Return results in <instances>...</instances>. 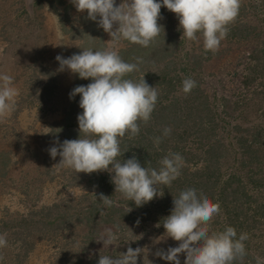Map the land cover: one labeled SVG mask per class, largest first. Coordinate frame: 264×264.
<instances>
[{"label": "trees", "instance_id": "16d2710c", "mask_svg": "<svg viewBox=\"0 0 264 264\" xmlns=\"http://www.w3.org/2000/svg\"><path fill=\"white\" fill-rule=\"evenodd\" d=\"M160 11L161 19L158 23L163 26L164 32L161 31L151 46L162 57H152L158 59L157 65L152 68H142L145 60H149L142 58L139 70L126 77L134 81L144 78L148 85L156 87L158 101L151 120L147 124H140L139 134L121 138L123 155L118 159L123 161L135 155L142 166L158 168L159 160L169 152L179 153L184 161L180 176L170 185H158L162 196L137 207L123 194L115 192V185L111 181L114 173L93 172L88 179L89 183L95 181L98 195L103 193L110 197L113 201L111 206L99 201L98 197L93 203L80 207L65 205L64 212H55L54 215L48 213L44 219H49L48 222L52 225L58 224L59 228L56 229L62 231L63 222L71 223L73 217L82 218L86 221L82 230L92 238L97 237L104 226L116 228L117 236L113 245L91 255L89 262L85 258L87 259L90 247L85 248L77 264H98L100 255L117 257L126 253L129 246L133 249L141 248L137 264H171L155 255L157 250L166 251L169 248L168 244L159 247L160 238L166 237L163 218L171 214L173 198L180 191L195 188L220 205L219 214L210 221L211 232L223 231L231 226L238 236L241 233L248 234L249 238L244 241L247 255L243 261H236L234 264H257V258L264 264V0H241L238 16L228 25L226 37H232L234 40L231 41L239 43V50L236 51L237 57L233 63L235 72L227 78V83L223 82L224 85L219 83L220 78L215 76L217 73L206 69L197 48L186 50L187 54L183 52L181 57H168L173 56L170 53L173 49L185 50L187 38L182 35L176 14L166 7H162ZM248 12H255L260 16L259 25L245 16ZM236 20L237 23H234ZM93 26L94 23L86 26L84 36L88 40L82 47L102 48L103 40L90 38L89 32L93 31ZM197 35V40H203L201 34ZM258 40L261 41L260 45L255 44ZM200 48L204 50L203 43ZM118 52L124 61L137 62L135 56H124V47ZM223 52L229 54L230 50L226 48ZM207 53L209 62H216L221 55L219 50H207ZM207 77L210 83L215 80V84H211L213 92L208 89ZM185 78H192L197 82V86L188 94L182 91V81ZM91 82V79H80L75 74L71 91L76 86ZM227 90H240L241 97L248 100L241 105L255 106L254 102H257L255 109L251 113L248 110H245L246 113L241 112L244 118L242 120L230 117L236 116V113L229 109L233 105L235 107V104L227 94L222 93ZM218 99L225 103L218 104ZM79 100V95L71 99L68 95L66 116L58 130L60 142L79 137L77 116L83 111L79 107ZM253 112L258 114V119L251 118ZM165 127L171 129L170 135L163 137L162 142L156 146L154 138L162 136ZM53 205L60 207L58 203ZM19 221L17 224H22L30 237V227L34 221L26 216H21ZM17 224L14 223V227ZM90 240L91 237L86 242ZM35 244L34 241L29 244L31 251ZM183 255L185 254H180L179 258Z\"/></svg>", "mask_w": 264, "mask_h": 264}, {"label": "clouds", "instance_id": "9594fccd", "mask_svg": "<svg viewBox=\"0 0 264 264\" xmlns=\"http://www.w3.org/2000/svg\"><path fill=\"white\" fill-rule=\"evenodd\" d=\"M77 12H87V18L95 21L111 37L114 43L126 40L130 43L149 47L164 28L158 23L161 8L166 7L179 19L182 35L188 40L203 37L205 50L217 51L221 41L228 34V25L239 14L241 0H71ZM99 18V19H98ZM58 72L65 70L78 74L80 79H91L87 85L73 88L69 97L80 96L78 114L79 138L64 140L58 137L55 146L48 149L52 159L59 155L55 166L70 168L76 174L107 171L115 192L123 194L137 207L152 201L160 194L158 185H170L176 180L183 167V157L169 152L161 160L159 167L142 166L135 155L118 159L121 153V138L135 137L140 132V124H147L158 101L156 87L147 84L144 78L134 81L129 74L139 70L141 58L136 63L124 61L114 49H83L70 57L57 55ZM182 91L191 92L197 86L192 78L182 81ZM18 90L13 77L0 74V118L7 117L15 110ZM165 127L162 136L154 138L158 146L163 137L170 135ZM83 134V135H81ZM111 166V167H110ZM97 198V197H96ZM99 201L111 206L113 201L103 193ZM171 214L163 218L166 237L179 242L177 247L166 251L157 250L155 255L171 264H181L180 254H185L184 264H234L243 261L247 255L244 241L247 233L239 236L234 227L223 231L210 232V221L219 214L220 205L214 203L203 192L186 188L173 198ZM139 223V221H137ZM159 226V225H158ZM116 239L111 229H105L100 240L103 245H113ZM7 246L5 234H0V248ZM141 248H127L126 253L117 257H99L98 264H137ZM3 257H0L2 260ZM257 264H261L257 258Z\"/></svg>", "mask_w": 264, "mask_h": 264}, {"label": "rangeland", "instance_id": "374dc122", "mask_svg": "<svg viewBox=\"0 0 264 264\" xmlns=\"http://www.w3.org/2000/svg\"><path fill=\"white\" fill-rule=\"evenodd\" d=\"M121 2L116 0V5ZM245 16L251 18L252 23L260 22V16L255 12H248ZM93 23L90 38L103 40L102 48L93 50L114 49L118 52L124 47L125 57L149 59L145 60L142 68L155 67L158 59L152 57H162L153 49L152 43L149 47L126 40L114 43L108 33L87 18L86 11L77 12L71 0H0V74L12 76L18 90L15 110L0 118V234H5L7 239V246L0 248V257H3L0 264H77L81 252L87 247L90 250L85 260L89 262L91 255L108 247L99 241L104 230L111 229L117 234L114 226H104L99 235L92 238L82 230L86 222L82 218L73 217L71 223L63 222L62 231L56 229L58 224L52 225L49 219H44L48 213L64 212L65 205L80 207L93 203L99 197L95 181H88L93 173L76 174L70 168H58L55 165L59 163L60 156L54 160L48 151L55 146L60 123L66 116L68 95L75 81V74L67 70L57 71L59 62L55 57L67 58L89 49L82 46L88 40L84 36L86 26ZM231 38L228 36L221 41L223 43L218 49L221 55L216 62H209L207 50L200 48L203 40L187 39L185 50L173 49L170 52L173 56L168 57H181L183 52L197 48L206 69L217 73L212 74L224 85L223 82L227 83V78L235 72L233 63L239 50V43L231 41L234 40ZM256 43L260 45L261 41ZM226 48L230 50L229 54L223 52ZM211 84H215V80L210 83L208 79V89L213 92ZM222 93L235 104L229 108L236 113V116L230 115L234 119L242 120L241 112L248 110L251 113L255 109L257 102H254L255 106L241 105L248 100L241 97L240 90ZM222 102L225 103L222 99L217 101L218 104ZM229 109L227 107L230 113ZM251 118L259 117L253 112ZM21 216L34 221L30 237L26 233L28 230L17 224ZM14 223L18 226L14 227ZM90 237V242H86ZM31 241L36 242L32 251L29 247ZM159 243V247L179 245L178 241L165 236ZM185 259L186 255H183L181 263Z\"/></svg>", "mask_w": 264, "mask_h": 264}]
</instances>
